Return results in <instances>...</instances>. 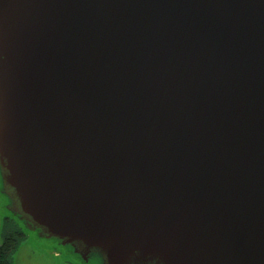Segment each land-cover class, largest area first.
<instances>
[{"label": "water", "instance_id": "95a60500", "mask_svg": "<svg viewBox=\"0 0 264 264\" xmlns=\"http://www.w3.org/2000/svg\"><path fill=\"white\" fill-rule=\"evenodd\" d=\"M0 186L79 264H264V0H0Z\"/></svg>", "mask_w": 264, "mask_h": 264}, {"label": "rangeland", "instance_id": "374dc122", "mask_svg": "<svg viewBox=\"0 0 264 264\" xmlns=\"http://www.w3.org/2000/svg\"><path fill=\"white\" fill-rule=\"evenodd\" d=\"M7 199L0 186V244L3 243V224L5 219H13L6 208ZM26 239L13 257V264H79L67 254L65 249L51 241L40 239L35 233L25 230Z\"/></svg>", "mask_w": 264, "mask_h": 264}, {"label": "trees", "instance_id": "16d2710c", "mask_svg": "<svg viewBox=\"0 0 264 264\" xmlns=\"http://www.w3.org/2000/svg\"><path fill=\"white\" fill-rule=\"evenodd\" d=\"M26 235L13 219H5L3 224V243L0 244V264H13V257Z\"/></svg>", "mask_w": 264, "mask_h": 264}]
</instances>
